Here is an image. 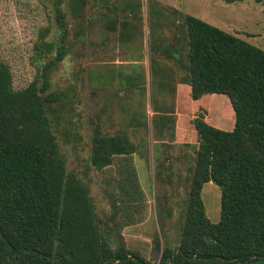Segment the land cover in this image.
<instances>
[{"label":"trees","instance_id":"trees-1","mask_svg":"<svg viewBox=\"0 0 264 264\" xmlns=\"http://www.w3.org/2000/svg\"><path fill=\"white\" fill-rule=\"evenodd\" d=\"M63 1H53L58 41H45L47 31L42 32L36 49L39 57H54L28 87L15 90L10 67L0 61V264H152L121 234L112 247L109 231L100 228L89 186L68 171L53 132L49 114L61 97L50 91V76L68 54ZM68 3L75 18L83 15L84 0ZM129 8L136 12L140 5ZM151 12L156 39L170 42L177 13L156 8ZM110 21L112 17V27ZM159 29L163 30L157 36ZM176 29L181 35L176 47L154 45L161 58L157 70L167 68L163 55L181 57L185 51L187 95L198 104L206 96H225L234 113V128L228 132L211 126L203 107L190 120L198 145L181 238L176 247L162 250L159 264H264V51L190 15L184 18V29ZM77 37L74 34V40ZM181 90L175 91L178 105ZM134 153L125 135L107 136L96 129L91 156L95 171L107 170L116 160L129 162ZM120 175L113 181V207L119 216L128 213L118 223L128 226L134 222L130 209L143 193L130 168ZM208 183L221 190L218 223L207 217L202 198Z\"/></svg>","mask_w":264,"mask_h":264},{"label":"rangeland","instance_id":"rangeland-1","mask_svg":"<svg viewBox=\"0 0 264 264\" xmlns=\"http://www.w3.org/2000/svg\"><path fill=\"white\" fill-rule=\"evenodd\" d=\"M53 1L0 0V61L10 67L15 90L28 87L42 66L54 57L45 54L39 57L36 53L42 32L47 31V42L59 39ZM84 1L83 15L78 18L73 16L68 0L61 4L69 30L68 54L50 76V91L61 97L49 114L52 129L68 171L77 173L89 186L100 228L103 232L109 231L112 247H116L115 237L121 234L130 248L141 250L152 264H159L162 250L166 246L176 247L181 238L198 145L190 120L203 107L207 123L231 132L234 113L225 96L218 99L206 96L198 104L189 98L185 89L179 93L178 105L177 84L188 78L186 52L181 57L160 53L167 67L161 71L157 70L160 57L154 45L162 42L160 46L164 45V49L173 47L172 44L176 47L181 36L176 28L184 29V18L190 15L264 51V3L254 0L232 4L223 0ZM134 3L140 5L136 12L129 8ZM154 8L160 13L171 10L177 13L174 32L169 25L170 42L159 41L154 35L151 12ZM111 13H116L119 20L132 19L126 26L131 36L128 46L110 40L102 43L106 37L110 38ZM117 57L129 63L117 64ZM96 129L107 136L125 135L135 147L131 160H116L107 170L95 171L91 156ZM126 168L134 172L143 194L137 209H130L134 222L120 226L121 217L128 213L125 211L119 216L113 207L116 187L113 181ZM202 198L207 217L212 223H218L221 190L208 183ZM120 204L124 208L123 201Z\"/></svg>","mask_w":264,"mask_h":264},{"label":"crops","instance_id":"crops-1","mask_svg":"<svg viewBox=\"0 0 264 264\" xmlns=\"http://www.w3.org/2000/svg\"><path fill=\"white\" fill-rule=\"evenodd\" d=\"M128 16H130V15H128ZM111 17H112V21H110V22H111V26L112 27H111V29L108 30L109 34H110V38L108 39V37H106L105 39H103L102 43L104 41L107 42V41L110 40L111 43L115 42L118 45L122 44L123 46H128L130 41H131L130 30H129V27H124V24L125 23L127 24L128 21L131 22L132 19L128 20V21L127 20L124 21V18L119 20L116 13L115 14L112 13ZM142 22L145 23L144 26H143L144 27L143 30L145 32L147 30V26H145L146 25V20H145L144 17H143ZM117 28H118V32L116 33L115 31H117ZM162 30L163 29L157 30V36H158V34L161 35ZM164 31L166 32V30H164ZM117 59H118L116 61L117 64H128L129 63L128 61L123 60L120 57H117ZM181 89H186L188 91L189 87H188V85L185 82L184 83H179L178 82L176 90H181ZM219 97H221V96L220 95L211 96V98H213V99H218ZM192 118H195V116L192 117ZM205 121L207 122V119H205Z\"/></svg>","mask_w":264,"mask_h":264}]
</instances>
